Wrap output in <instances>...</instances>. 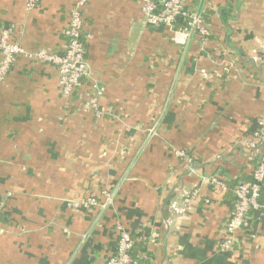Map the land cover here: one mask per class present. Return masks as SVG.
Instances as JSON below:
<instances>
[{
  "label": "crops",
  "instance_id": "1",
  "mask_svg": "<svg viewBox=\"0 0 264 264\" xmlns=\"http://www.w3.org/2000/svg\"><path fill=\"white\" fill-rule=\"evenodd\" d=\"M25 1L0 0V32L14 25L27 50L63 54L77 0H39L33 12ZM188 5L206 10V44L179 25L147 26L142 0H88L90 78L72 98L50 64L20 59L0 81V264H105L117 220L148 264H264L258 212L233 252L219 250L234 196L209 184L249 181L257 165L247 143L264 119V0ZM93 82L100 116L85 106ZM174 149L194 159V175ZM104 189L114 195L104 209L66 205Z\"/></svg>",
  "mask_w": 264,
  "mask_h": 264
},
{
  "label": "built area",
  "instance_id": "2",
  "mask_svg": "<svg viewBox=\"0 0 264 264\" xmlns=\"http://www.w3.org/2000/svg\"><path fill=\"white\" fill-rule=\"evenodd\" d=\"M26 11L33 12L39 0H26ZM88 0H77L70 14L69 26L65 31L68 44L63 54L52 53L45 48L27 50L19 42L13 41L14 25L3 28L0 32V81L8 74L10 68L20 59L31 62H41L55 66L58 72V85L62 97L72 98L82 80L89 79L90 73L86 60V46L83 39V11ZM142 13L145 24L149 27H174L177 26V19L180 18L181 31L188 37L196 35L202 43L208 41L211 32L209 30L206 10L191 9L188 0H142ZM230 69H235V65H229ZM225 74L229 68H221ZM221 72V73H222ZM104 88L99 87L95 82L91 86L89 101L85 104L88 109L100 116L99 97L103 94ZM264 144V119L258 121V128L252 133L247 146L255 152L258 159L257 165L249 181L241 182L233 189L235 202L233 209L226 221V225L219 242V250L222 252H233L238 243V233L249 231L250 214L258 212L260 217H264V204L260 201V191L264 184V152H260V147ZM174 155L181 160L186 176L195 174V161L187 151L174 149ZM209 184L225 191L227 184L220 178L213 177ZM200 197V191L195 189L183 199L184 206L193 204ZM114 201L113 193L104 189L99 195H88L80 200H69L66 205L70 210H91L104 209ZM210 204V200L204 202ZM5 210V200L0 198V236L6 234V230L1 222ZM114 232L117 235V247L114 254L105 264H136L138 261H147L149 257L140 253L136 259L133 257L135 241L132 235L126 230L120 220L114 225ZM138 260V261H137Z\"/></svg>",
  "mask_w": 264,
  "mask_h": 264
},
{
  "label": "trees",
  "instance_id": "3",
  "mask_svg": "<svg viewBox=\"0 0 264 264\" xmlns=\"http://www.w3.org/2000/svg\"><path fill=\"white\" fill-rule=\"evenodd\" d=\"M181 23L182 22H178V24H177V26L179 25V26H181ZM82 83V82H81ZM81 85V84H80ZM90 87H91V85H90ZM227 185H228V187H229V189H230V191H232L233 189H234V187L236 186L235 184H231L230 182L229 183H227ZM238 185V184H237ZM89 195H91V194H89ZM88 196V195H87ZM260 201L262 202V204H264V184H263V186H262V188H261V191H260ZM3 218V217H2ZM3 220V219H2ZM1 220V221H2ZM141 246H142V244L141 245H137V246H135V244H134V249H133V257L136 259V257H138V255L140 254V252H139V249L141 248ZM151 258H149V260H150ZM149 260H147V261H138L136 264H148L149 262Z\"/></svg>",
  "mask_w": 264,
  "mask_h": 264
},
{
  "label": "rangeland",
  "instance_id": "4",
  "mask_svg": "<svg viewBox=\"0 0 264 264\" xmlns=\"http://www.w3.org/2000/svg\"><path fill=\"white\" fill-rule=\"evenodd\" d=\"M229 189V188H228ZM232 193H233V190H232ZM114 196V195H113ZM233 196H234V194H233ZM234 202H235V197H234V200H233V206H234ZM253 213H255V212H253ZM257 213V212H256ZM250 220H251V214H250ZM226 225V224H225ZM250 228H251V221H250ZM243 231H245V230H243ZM242 232V231H241ZM240 232V233H241ZM248 232V231H247ZM240 233H238V236H239V234ZM238 236H237V239H238Z\"/></svg>",
  "mask_w": 264,
  "mask_h": 264
},
{
  "label": "water",
  "instance_id": "5",
  "mask_svg": "<svg viewBox=\"0 0 264 264\" xmlns=\"http://www.w3.org/2000/svg\"><path fill=\"white\" fill-rule=\"evenodd\" d=\"M177 22H180V18L177 19Z\"/></svg>",
  "mask_w": 264,
  "mask_h": 264
}]
</instances>
